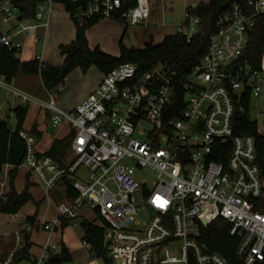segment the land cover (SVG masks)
<instances>
[{
	"label": "built area",
	"instance_id": "1",
	"mask_svg": "<svg viewBox=\"0 0 264 264\" xmlns=\"http://www.w3.org/2000/svg\"><path fill=\"white\" fill-rule=\"evenodd\" d=\"M56 3L39 0L34 16L26 18L15 0H0V45L19 54L24 41L18 36L42 44L36 31L49 24ZM130 3L91 0L67 12L84 21L147 25L152 0ZM260 15L264 0H235L218 16L206 53L187 73L167 62L143 70L120 63L70 110L56 105L54 93L42 102L0 74V89L20 106L37 104L49 112L53 127L65 123L72 132L70 155L59 164L38 151L33 134L19 131L25 144L22 164L30 177L46 195L64 177L76 192L57 203V217L14 230L9 248L0 235V264H43L52 252L59 253L61 246L48 238L37 256L24 254L25 236L38 228L52 234L61 219H75L84 206L99 218L92 222L103 228V244L114 264H233L204 238L218 219L235 241L238 264H264V182L255 141L249 134L236 135L232 127L236 111L245 110L243 100L248 110L264 83V51L259 68L245 58ZM198 23L185 8L175 33L189 39ZM257 132L263 134L264 125H257ZM81 168L87 176L73 179ZM3 199L0 193V204ZM8 217L14 220L17 214ZM81 244L92 253L87 238Z\"/></svg>",
	"mask_w": 264,
	"mask_h": 264
},
{
	"label": "trees",
	"instance_id": "2",
	"mask_svg": "<svg viewBox=\"0 0 264 264\" xmlns=\"http://www.w3.org/2000/svg\"><path fill=\"white\" fill-rule=\"evenodd\" d=\"M38 1L15 0L26 18L34 16ZM89 1L91 0H76L75 2L57 0L67 11L82 7ZM233 1L235 0H207L193 6H187L186 11L189 16L199 19L198 32L189 39L182 34L175 33L165 36L159 44L148 43L142 49L127 48L120 40L117 56L103 52L98 46L91 48L88 45L85 32L89 27L97 23L100 20L99 18H91L84 21L71 17L75 27V35L68 44H60L58 46L59 54L63 57L61 65L43 63L35 58L29 61H20L13 50L0 45V74L7 81L12 80L17 73L39 75L42 85L47 91H52L61 85L64 78L73 69L80 68L81 71L86 72L91 66H95L100 72L106 73L111 68L124 62L136 64L140 70L147 69L158 62H167L172 64L181 74H185L197 65L206 53L209 37L216 30L218 16ZM132 3H134V0H132ZM115 20L124 23L120 19ZM126 27L123 33L126 31ZM263 51L264 15H260L255 19V30L250 37L249 45L245 51V58L252 66L259 68ZM243 101L246 107L244 111H236L232 121L233 131L236 135L249 134L253 136L256 147V162L264 182V133L259 134L257 132V123L250 119L246 99ZM11 112H13L16 119L14 130L9 128L5 120L0 119V173L3 165L14 166L8 173L9 190L4 194V199L0 204V213H16L32 199L28 192V180L20 193H17L13 187L16 168L22 164L25 155V144L18 133L22 129L27 114V107L15 106L11 109ZM70 139L68 137L64 140H55L44 154L61 164L63 157L67 153ZM60 184L64 186V195L67 199L76 196V192L70 184V179L64 177ZM96 219L99 220V218ZM27 222L33 224L35 216L27 217ZM81 226L84 231L83 238H87L91 244L92 254L102 259L104 264H114L107 256V251L103 244V228L88 220H83ZM227 229V224L223 220L218 219L208 226L204 233V238L212 250L219 252L229 262L238 264L234 253L235 241L228 234ZM30 246L29 236L26 235L23 247L24 254L28 252ZM70 260L71 257L68 250L62 247L59 253L51 254L43 264H63Z\"/></svg>",
	"mask_w": 264,
	"mask_h": 264
},
{
	"label": "crops",
	"instance_id": "3",
	"mask_svg": "<svg viewBox=\"0 0 264 264\" xmlns=\"http://www.w3.org/2000/svg\"><path fill=\"white\" fill-rule=\"evenodd\" d=\"M205 1L207 0H152V11L149 20H152V17H154V12L158 9V7H160V17L163 20L162 22H160V25H163V31L160 32L157 38H155L151 34H141L140 38H134L133 40L131 39V37H128V43H125L124 46L127 48L142 49L148 43H161L165 36L175 34V30L174 32H172L171 30L175 29V27L181 22L184 16V10L187 6H193L199 2ZM166 20H168L170 23L166 22ZM125 27V24L118 20L106 18L100 19L97 23L89 27L85 32L88 45L91 47L93 46V44H95L91 42V32L93 31V29L101 28L103 29V35L106 36H103V39H105L106 42L103 43L104 45H102L101 43H98V45H100L102 49L108 48L110 45V52L112 54L118 55L119 42L122 36H120L118 41L117 53L116 48H114L113 46V42L118 39L122 28V33L124 32ZM128 27L129 26L126 27V31ZM39 29L40 32L39 34H37ZM52 33H55V35H53ZM36 35L43 41L42 44L34 43L30 37L24 38V47L19 53L18 59L20 61H29L34 59L35 55H40V61L43 63L61 65L63 62V57L59 54L58 46L60 44H68L73 40L75 35V27L73 21L70 18L67 10L61 3H56L54 10L50 16L49 24L46 27L43 26L38 28L36 31ZM76 69L77 68L73 69L64 78L63 83L52 91H47L44 89L39 75H26L17 73L16 76L8 82L11 86L32 95L42 102H47L48 93L52 92L55 94V102H57L56 105L58 104L57 106L63 110H70L77 104H79L99 84L104 74L98 70L99 73L97 79L94 82L87 84L80 96L74 97L72 94L73 89H70L68 83L71 73ZM89 69L90 68H88V70ZM19 105L20 102L14 99L9 91H7L6 89H0V119L5 120L3 119V116H8L9 114L13 117V121H15L16 125V119L13 115V112H11V109ZM25 105L27 107V114L23 122L22 129L30 132L35 136L37 141V148L40 153L44 154L55 140H64L68 137L71 138L72 132L67 124L61 123L58 126L53 127L49 120V112L46 111L43 107L32 103H27ZM9 128L11 130L15 129L11 126H9ZM69 150L70 144L67 149V153L63 157L61 163L67 161L68 156L70 155ZM19 167H24L23 173L25 175V183L23 185L20 179H18L17 182V175H15L13 187L17 193H20L24 189L26 181L28 180V192L32 198L20 209L22 211H25L23 213V216L20 218V224H22L23 221L26 224H29L27 222V217L31 216H35V222L42 219L49 220L53 217H57V203L63 199H67L64 195V186L58 184V186L54 190L46 195L44 188L38 185L35 180L30 177L29 173L27 172V168L23 164L17 166L16 174ZM13 168L14 166L9 164H5L2 166V171L0 173V193L6 194L8 192V173ZM2 182L3 185H1ZM20 210L16 212V214L19 215ZM1 214L8 213H0V215ZM83 220L96 221L95 213L85 206L79 210L78 216L75 219H61V225L56 228L52 234H49L47 231H44L40 228L35 229L28 234L29 242L31 243L28 251L32 255L37 256L41 251V246L49 238L52 244L60 245L61 248L64 247L68 250L71 260L63 264H104L102 259L94 256V254L87 251L81 244V240L84 236V231L81 226V222ZM8 222L9 217L5 224L9 225ZM0 225L3 226L1 222ZM12 232V230H8L6 232L0 233V235L3 236L2 242L6 248H9L12 245ZM33 233L37 236L35 239L31 238ZM51 254L54 253L52 252Z\"/></svg>",
	"mask_w": 264,
	"mask_h": 264
},
{
	"label": "rangeland",
	"instance_id": "4",
	"mask_svg": "<svg viewBox=\"0 0 264 264\" xmlns=\"http://www.w3.org/2000/svg\"><path fill=\"white\" fill-rule=\"evenodd\" d=\"M159 8L160 7H158V9L154 12V17H152V20H148L147 25H145L143 27H141V26H129L125 33H122V30H123V28H122L118 39L113 42V46H114V48H116V53L118 52V41H119L120 36H122L120 40L122 41L123 45L125 43H128V37H131V39L133 40L134 38H137V39L140 38L141 34H143V35H150L151 34L155 38H157L159 36L160 32L163 31L162 30L163 25H160V22H162L163 20L160 17V9ZM0 17H1V15H0ZM166 22L170 23L168 20H166ZM41 27H43V26H41ZM1 29H2V27L0 24V30ZM174 30L175 29H172L171 31L174 32ZM39 32H40V29H39L37 34H39ZM52 34L55 35V33H52ZM91 35H92L91 42L95 43V44H93V46H91V48L98 46L100 48V50H102L103 52L108 53V54L113 55V56H117V54H112L110 52L111 51L110 45L108 48H105V49H102V47L100 45H98V43H101L102 45H104L103 43L106 42V40L103 39V36L106 37L105 35H103V29L95 28L91 32ZM18 39H20L22 41L24 38H22V36H18ZM137 43H139V42H137ZM18 57H19V54H17V58ZM262 63L264 64V57H263ZM98 73H99V71L95 66H91L90 69L86 72L81 71L79 68L74 70L70 75V79H69V83H68L70 89H73V92H72L73 96L74 97L80 96V94L83 92L85 86L87 84L94 82L97 79ZM262 78L264 80V77H262ZM260 86H261V90L258 93V95L251 96V98L249 100L248 114H249V117L252 121L257 122V125L263 126L264 125V83H262ZM1 92H3V91H1ZM3 119H5V121L7 122V124L9 126H11L12 128H15V121H13V117L11 115H9V114H8V116L4 115ZM23 172H24V167H19L17 174H16L17 175L16 180L18 182V179H20L21 183L24 185L25 175ZM27 172H28V170H27ZM147 175L148 176L146 178L151 181V179H152L151 174H147ZM80 176H87L86 169L81 168L79 170L78 174H76L75 178H73V179H79ZM24 212L25 211L20 210L19 215L17 214V217L14 220L9 219V222H8L9 225L5 224L7 219H8V214H1L0 215V222L3 224V226L0 225V233L6 232L8 230H12V231L20 230L24 226H26V223L24 221L22 222V224H20V222H21L20 218L23 216ZM36 237H37L36 234L33 233L31 238L35 239ZM172 252H173V254H176V251H172Z\"/></svg>",
	"mask_w": 264,
	"mask_h": 264
},
{
	"label": "water",
	"instance_id": "5",
	"mask_svg": "<svg viewBox=\"0 0 264 264\" xmlns=\"http://www.w3.org/2000/svg\"><path fill=\"white\" fill-rule=\"evenodd\" d=\"M116 264H117V261H116Z\"/></svg>",
	"mask_w": 264,
	"mask_h": 264
}]
</instances>
